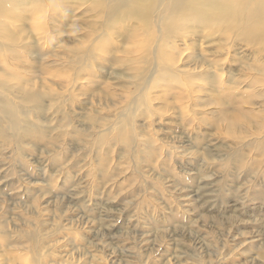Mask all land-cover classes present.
<instances>
[{
	"label": "rangeland",
	"instance_id": "1",
	"mask_svg": "<svg viewBox=\"0 0 264 264\" xmlns=\"http://www.w3.org/2000/svg\"><path fill=\"white\" fill-rule=\"evenodd\" d=\"M85 7L72 14V8H54L55 16L63 15L57 22L63 32L54 34L50 50L43 45L10 59L18 64L15 74L52 90L42 119L14 96L35 132L4 123L22 138H0V264L30 263V244L13 235L36 232L38 222L42 251L51 249L48 264H264V97L258 96L264 46L238 38L177 41L186 53L177 71H168L181 79L161 75L157 87L148 85L150 104L163 113L151 124V116L138 112L133 149L131 139L125 142L108 125L130 100L122 96L140 88L117 79L126 59L128 69L135 65L136 46L125 52L130 43L117 36L106 43L116 46L121 62L104 60L105 52L93 64L73 60L97 22L88 21L92 12L84 15ZM193 54L198 58L186 59ZM91 64L87 73L73 68ZM181 68H193L195 81L186 83L192 73L182 75ZM255 78L260 83L252 85ZM69 88L74 99L55 98ZM233 119L245 129L229 132Z\"/></svg>",
	"mask_w": 264,
	"mask_h": 264
},
{
	"label": "bare ground",
	"instance_id": "2",
	"mask_svg": "<svg viewBox=\"0 0 264 264\" xmlns=\"http://www.w3.org/2000/svg\"><path fill=\"white\" fill-rule=\"evenodd\" d=\"M59 6L67 10V7L72 8L68 10L71 11V14L80 6H84V15L92 12L88 21L90 20V23H93V19L97 21L93 23L91 30L83 38L88 41L87 45L80 44L79 46L81 55L74 56L73 60L82 59L83 63L92 60L93 64L95 56L99 55L102 59L103 56H100L99 52H105L108 56H105L104 60L111 59L121 62L122 60L114 56L117 52L116 46L106 43V40H112L117 36H122L130 43V46L125 48V52H129L136 46L130 56L131 62L135 65L128 69V59H126L123 63L126 73L118 74L117 79L119 81L130 80V84L140 88L122 96L124 99L130 100H125V104H122L120 109L117 107V113L108 125L111 132L121 135L125 142L129 143L131 139L129 147L133 149L139 145V131L136 125L139 120L137 119L138 112L142 109L140 117L142 115L151 116L152 118H149L151 124L155 123L159 115L163 113L159 108L158 111H155L150 104L149 96L152 87H148V85L153 82L152 86L157 87L160 84L159 77L161 75L179 82L180 77L170 74L168 71L169 68H174L176 72L181 61L180 56H184L186 53L185 49L178 48L177 41L180 40L188 45L190 37H193L194 40L196 38V44L202 40L203 43L205 40L206 43L211 44L212 40L219 37L228 44L227 41L235 42V39L238 38L264 46V0H0V65L2 62L6 64V69L0 71V138L3 140L9 139L8 141H10L11 139L16 143L19 138H22L19 133L6 129L5 122L25 126L29 134L35 132L36 126L33 127L30 113H24L15 107L14 96L21 95L24 103H31L34 106L35 118H45L50 110V107L44 105L43 101L45 95H48L52 89L45 82L37 84L15 74L14 71L18 64L13 60L21 59L23 52L31 53L41 49L43 45L44 48L50 50L49 46L52 44L54 34L61 35L63 32V29L57 25L59 17H63V15L57 13L55 16L53 12V9ZM129 21L133 23L131 26L128 25ZM144 30H146V34L139 41ZM134 39H138L136 45L132 42ZM191 42L195 44L193 40ZM197 47L196 54L199 48ZM52 53L53 51H48L47 55ZM194 55L188 56L186 59L198 58V55ZM217 55L222 56L219 53ZM201 57L204 58V55ZM111 60L109 62L112 64ZM221 60V65L228 63V57ZM230 62L232 63V60ZM92 64L77 65V68H73L87 73L92 68ZM199 66L200 64L197 65V67ZM2 67L0 66V69ZM191 69L181 68L179 70L184 75L192 73ZM127 72H133L132 76L130 77ZM140 73L146 74L139 79ZM192 81H195V73L187 77L186 83ZM218 81H221V78ZM259 83L257 78L252 80V85ZM71 84L74 85V82ZM67 92L57 95L55 98L58 100L75 98L70 88ZM258 96L264 97V93H259ZM262 119L264 120V118ZM245 127L246 125L238 124L234 119L227 123L229 132L242 131ZM16 147L18 148L17 145ZM35 229L34 233L16 229L18 232L13 236L17 243L27 242L30 244L29 264H48L45 261V253L51 249L42 251V247H45L42 245L44 232L39 222ZM11 232H14V229ZM58 264H69V262L60 261Z\"/></svg>",
	"mask_w": 264,
	"mask_h": 264
}]
</instances>
